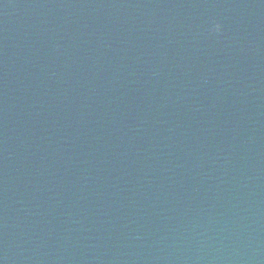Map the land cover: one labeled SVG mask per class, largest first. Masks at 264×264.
Listing matches in <instances>:
<instances>
[{
  "label": "water",
  "instance_id": "obj_1",
  "mask_svg": "<svg viewBox=\"0 0 264 264\" xmlns=\"http://www.w3.org/2000/svg\"><path fill=\"white\" fill-rule=\"evenodd\" d=\"M0 264H264V0H0Z\"/></svg>",
  "mask_w": 264,
  "mask_h": 264
},
{
  "label": "clouds",
  "instance_id": "obj_2",
  "mask_svg": "<svg viewBox=\"0 0 264 264\" xmlns=\"http://www.w3.org/2000/svg\"><path fill=\"white\" fill-rule=\"evenodd\" d=\"M221 27L222 26L219 22H214L212 27H211V30L218 33L221 31Z\"/></svg>",
  "mask_w": 264,
  "mask_h": 264
}]
</instances>
